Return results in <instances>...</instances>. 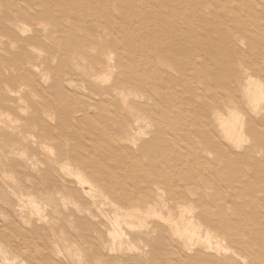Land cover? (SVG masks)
Returning a JSON list of instances; mask_svg holds the SVG:
<instances>
[{
    "label": "rangeland",
    "instance_id": "rangeland-1",
    "mask_svg": "<svg viewBox=\"0 0 264 264\" xmlns=\"http://www.w3.org/2000/svg\"><path fill=\"white\" fill-rule=\"evenodd\" d=\"M0 264H264V0H0Z\"/></svg>",
    "mask_w": 264,
    "mask_h": 264
},
{
    "label": "bare ground",
    "instance_id": "bare-ground-1",
    "mask_svg": "<svg viewBox=\"0 0 264 264\" xmlns=\"http://www.w3.org/2000/svg\"><path fill=\"white\" fill-rule=\"evenodd\" d=\"M95 194V193H94ZM157 220V219H156Z\"/></svg>",
    "mask_w": 264,
    "mask_h": 264
}]
</instances>
